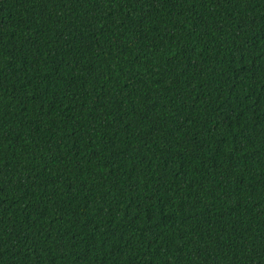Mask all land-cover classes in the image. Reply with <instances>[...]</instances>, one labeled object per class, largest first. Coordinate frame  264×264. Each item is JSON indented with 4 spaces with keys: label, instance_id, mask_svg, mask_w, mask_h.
I'll return each instance as SVG.
<instances>
[{
    "label": "trees",
    "instance_id": "16d2710c",
    "mask_svg": "<svg viewBox=\"0 0 264 264\" xmlns=\"http://www.w3.org/2000/svg\"><path fill=\"white\" fill-rule=\"evenodd\" d=\"M0 264H264V0H0Z\"/></svg>",
    "mask_w": 264,
    "mask_h": 264
}]
</instances>
